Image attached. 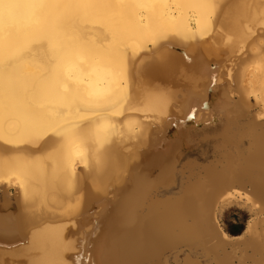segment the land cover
Listing matches in <instances>:
<instances>
[{"label":"bare ground","instance_id":"obj_1","mask_svg":"<svg viewBox=\"0 0 264 264\" xmlns=\"http://www.w3.org/2000/svg\"><path fill=\"white\" fill-rule=\"evenodd\" d=\"M0 185V264H264V0H0Z\"/></svg>","mask_w":264,"mask_h":264},{"label":"rangeland","instance_id":"obj_2","mask_svg":"<svg viewBox=\"0 0 264 264\" xmlns=\"http://www.w3.org/2000/svg\"><path fill=\"white\" fill-rule=\"evenodd\" d=\"M14 194L13 189H9L7 196L12 197ZM2 197V186L0 185V200ZM249 219V214L245 209H229L223 211L219 220L220 227L225 231L226 234L231 236H237V234H231L229 231L233 227H237L236 230H243L246 224V221ZM170 255V253H168ZM167 255V254H166Z\"/></svg>","mask_w":264,"mask_h":264},{"label":"trees","instance_id":"obj_3","mask_svg":"<svg viewBox=\"0 0 264 264\" xmlns=\"http://www.w3.org/2000/svg\"><path fill=\"white\" fill-rule=\"evenodd\" d=\"M236 228H238V226L237 227H233V229L232 230H230L229 232L231 233V234H239L240 232H241V229L240 230H236Z\"/></svg>","mask_w":264,"mask_h":264}]
</instances>
